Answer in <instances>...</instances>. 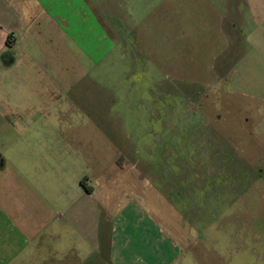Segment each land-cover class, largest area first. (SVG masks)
I'll list each match as a JSON object with an SVG mask.
<instances>
[{"label":"rangeland","instance_id":"374dc122","mask_svg":"<svg viewBox=\"0 0 264 264\" xmlns=\"http://www.w3.org/2000/svg\"><path fill=\"white\" fill-rule=\"evenodd\" d=\"M100 1L117 46L80 68L77 101L65 96L50 120L89 125L105 154L120 145L126 195L166 234L203 239L209 263L233 252L264 264V67L242 35L244 0ZM76 102L110 114L80 115Z\"/></svg>","mask_w":264,"mask_h":264},{"label":"crops","instance_id":"0c3cea01","mask_svg":"<svg viewBox=\"0 0 264 264\" xmlns=\"http://www.w3.org/2000/svg\"><path fill=\"white\" fill-rule=\"evenodd\" d=\"M244 6L242 35L264 67V0ZM107 12L100 0H0V264H238L233 252L209 263L203 239L178 237L171 226L166 234L127 196L129 155L120 145L105 154L85 135L89 125L63 131L50 120L63 115L65 96L77 101L80 68L117 46Z\"/></svg>","mask_w":264,"mask_h":264},{"label":"trees","instance_id":"16d2710c","mask_svg":"<svg viewBox=\"0 0 264 264\" xmlns=\"http://www.w3.org/2000/svg\"><path fill=\"white\" fill-rule=\"evenodd\" d=\"M86 189H87V190H89L90 188H89V187H87Z\"/></svg>","mask_w":264,"mask_h":264}]
</instances>
